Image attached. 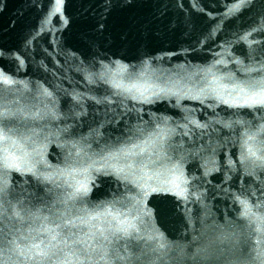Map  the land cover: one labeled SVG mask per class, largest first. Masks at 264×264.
Instances as JSON below:
<instances>
[{
  "label": "water",
  "instance_id": "95a60500",
  "mask_svg": "<svg viewBox=\"0 0 264 264\" xmlns=\"http://www.w3.org/2000/svg\"><path fill=\"white\" fill-rule=\"evenodd\" d=\"M57 5L0 0V264H264V0Z\"/></svg>",
  "mask_w": 264,
  "mask_h": 264
},
{
  "label": "snow or ice",
  "instance_id": "6c2138e0",
  "mask_svg": "<svg viewBox=\"0 0 264 264\" xmlns=\"http://www.w3.org/2000/svg\"><path fill=\"white\" fill-rule=\"evenodd\" d=\"M60 2H62V0H58L57 10H59V3ZM243 2H244V0H237V4L238 5L242 4ZM242 91H247V89H242ZM243 103L244 104H260V105H264V87H262L260 89L259 93L256 92V91H252L250 97L248 99L244 100ZM249 139H251V137ZM249 147L251 149V145ZM249 155L250 156H256V152L253 151V150H250L249 151ZM258 158L264 160V156H261V157H258ZM45 179H51V177H47L46 176ZM88 190L89 189H88V187L86 185L81 184L75 189V194L76 195L87 194ZM160 190L169 191L170 189H168V188L152 189L153 192L160 191ZM116 215H119V213H116ZM127 222H128V220L126 218L125 220H122L120 223H121V225H123V224H125ZM65 223L66 224H70L71 221H66ZM129 226H131V225H129ZM56 227H59V225H57ZM119 230L124 231L125 233L128 232V228H120ZM100 234L103 235V231L102 230H101ZM52 239L55 240L56 236L53 235ZM41 243H42V241H41ZM33 247L35 248L36 252H38L40 255H42V256L47 255V253L45 252L43 247H40L38 245H34Z\"/></svg>",
  "mask_w": 264,
  "mask_h": 264
}]
</instances>
